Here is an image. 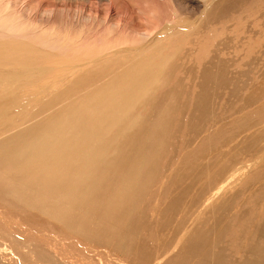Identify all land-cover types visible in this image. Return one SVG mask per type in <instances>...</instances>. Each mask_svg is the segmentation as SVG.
<instances>
[{
  "label": "rangeland",
  "instance_id": "374dc122",
  "mask_svg": "<svg viewBox=\"0 0 264 264\" xmlns=\"http://www.w3.org/2000/svg\"><path fill=\"white\" fill-rule=\"evenodd\" d=\"M83 1L0 0V45L18 61L13 58L1 67V103L9 119L0 121V137L30 123L40 107V119L58 118L59 107L48 109L51 104H70L76 113L82 95L85 100L114 75H124L135 83L130 92L119 85L120 113L128 127L134 121L148 124L149 131L135 128L130 137L148 157L149 167L107 179L112 210L128 195L126 217L113 221L107 197L101 198L97 210L91 209L98 222L95 231L100 230L96 242L74 236L38 208L22 207L0 192V237L6 240L2 261L32 264L33 250H48L41 245L44 237L57 252L53 264H144V257L145 264L158 258L165 264L170 257L184 256V242L195 230L207 235V246L224 264H240L248 258L256 228L264 229V0ZM44 9L50 13L41 15ZM116 50L120 52L113 54ZM139 59L154 63L146 72L123 71ZM29 71L40 76L32 78ZM12 72L25 73L22 78L30 76L31 82L20 83L13 97L8 94L16 86L9 82L17 77ZM82 76L91 80L75 93L72 88ZM110 88L108 95L114 91ZM100 99L99 108L108 112L109 104L117 112L112 99ZM152 128L159 129L156 137ZM98 134L102 145L90 153L104 164L127 140L103 121ZM60 142L61 131L45 154L59 149L52 166L83 172L86 156L75 154V143ZM20 144L31 156L45 152L31 141ZM0 173L3 184L6 173ZM254 242H261L258 251L264 255V236ZM185 256L184 264H195L199 257Z\"/></svg>",
  "mask_w": 264,
  "mask_h": 264
},
{
  "label": "bare ground",
  "instance_id": "6f19581e",
  "mask_svg": "<svg viewBox=\"0 0 264 264\" xmlns=\"http://www.w3.org/2000/svg\"><path fill=\"white\" fill-rule=\"evenodd\" d=\"M81 1L84 2L83 0ZM20 6H22V8L26 10V8L23 7V5ZM18 8L21 9V7L19 6ZM25 10L23 11L25 12ZM2 12L4 13V10ZM49 13L50 11L45 9L40 11L41 15H47ZM34 20H37V18ZM118 52L120 51L116 50L113 52V54ZM13 58H15V61L18 62L17 58L13 54H11L10 48L8 47L5 48L0 45V76H2L3 74L1 73L3 72L1 70V67L2 66L7 67L8 63H11V59ZM5 61L6 63H4ZM153 63L154 62L151 61V59H147V60L139 59V61L137 60L129 61V63L125 65L126 67L123 71L127 73L131 72L135 74H138L139 72H146L147 70L150 69V66L153 65ZM18 67L20 69H23L24 67L26 68V66L24 65H19ZM24 71L26 70L24 69ZM46 71H48V69H46ZM123 71L122 74H124ZM33 73L30 74L29 71L28 74L32 76ZM13 74L17 76V74H15L14 72H12V75ZM38 74L37 75L34 74L35 77L40 76ZM148 74L149 73H147L146 75ZM19 75L20 74H18L17 77L14 76L16 77V79H13L11 76H9L13 79V80H9L10 84L14 86L16 84V86L13 89L10 86L12 92L8 94H11V97L18 95L19 93L18 90H20L26 82L29 84L31 83L29 79L30 76L25 80L22 78L23 75L20 76ZM33 76L32 78H35ZM84 76L78 78L76 85L72 88L73 92H75L80 88H83L88 82V80H91V79H87L86 77L84 78ZM4 83L2 82V80H0V85L2 84L4 85ZM20 83H22V86L20 85ZM134 83L135 82H133L131 78H128L124 75L118 77L114 75L113 79L110 80L108 84L98 87L95 91L92 89L93 91L91 92H93V94L87 95L88 97L87 99L84 100L85 97L84 95H82L83 102L80 104L79 110L76 113H72L70 111V104H63L60 106L58 104H51L49 105V107L48 106L46 107H48V109L50 108L54 109V107L56 106L59 107V110H57L58 118L52 121L48 119L38 118L40 117L38 113L42 111V108L40 107L39 111L33 112L32 121L30 123H28L23 127L18 128L17 131L11 134L9 133L6 134L7 135V136L5 135L6 137L4 136H2V138L0 137V170H4L6 173V180L4 179L5 182L3 184L0 183V192L3 191L4 195L6 194L10 195L16 202L21 204L22 207L32 206L35 209L38 208L37 209L38 211L45 213L48 216V218H50L55 223L59 224L62 228H65L64 230L73 234L74 236L83 237V239L86 240L90 239L93 242L98 241L100 239L99 237L100 230L98 229V231H95L98 222L92 215L91 209L96 208L97 210L100 199L104 197H107V204L110 208V202L113 200V195L112 194L108 195V192H106V190L109 188V185L107 184V179L111 178V180H114V178L117 176L126 173H138L142 169H148L149 167L148 157H144V152L142 148L138 145L136 140L130 137L131 131L135 128H140L142 132L145 130L149 131L148 124L143 123L139 126V123L134 121V123L130 122L131 123L129 125L130 127H128L125 125V119H124L125 117L123 118L122 114L120 113V111L122 110L120 109V107L123 106V102L118 101V97H119L118 92H120L118 90V87L120 84H125V90L130 92L131 90H133ZM115 85L117 86L116 89H115ZM110 87H112L114 91L108 95L107 93L108 91H110L109 90ZM136 87H138V83ZM2 96L3 94L0 95V114H1L0 121L6 120L8 118V115L6 113V108H3V104L1 103ZM102 96H106L108 99H112L114 101L117 109V112L115 114L114 111L110 109L109 104H107V106L109 107L108 112L104 108H99V104L101 101L100 97ZM101 121L106 122L108 126L111 128H116V130L119 133H122V137L125 136L127 141H125L123 145H120L118 143L119 147L117 149L115 148L116 149L115 153L113 154V157L110 160L104 162V164H97L96 159L92 160L90 149L102 145V142L100 140V135L98 134V128ZM165 126L166 123L164 122L163 128H165ZM59 131L62 132V142H60L61 145L65 146L75 143L76 145L75 154L77 156H86L87 161L84 162L86 168L84 169L83 172L79 167H77L78 170L77 174H73L70 170L66 168H64L65 171H61L60 168L53 167L52 165L58 161L56 153L59 151V149H55L52 155L50 154L45 155L50 152L51 148L55 144ZM158 132H159L158 128H152L151 129L152 137H156L158 135ZM29 141L32 142L35 148L42 147L41 148L42 151L43 148H45V152L43 153V155L34 153V155L32 154L31 156L28 150L26 151L24 149H21L23 145H21L20 143H26ZM122 148H124L123 155L121 154ZM43 158L46 159L41 160ZM98 158L102 159V156H99ZM133 160H135L136 162L139 161L140 164L135 165L136 162L133 163ZM42 161H45V165L43 167H41ZM93 164H96L94 174H93V169H94ZM58 172H62L57 178L58 180H60L59 181L60 184H55L53 180L55 177L58 176ZM89 177L90 179L87 180ZM220 188L221 186L219 187V189ZM221 191L222 190H220V192ZM127 196L119 203L118 209L112 210L110 208L111 210L110 216L113 221L119 222L126 217V213L123 210V205L126 203ZM263 233H264V229L262 226L256 228L254 234L255 239L253 238L255 240L254 243L260 241L261 237L264 236ZM2 240L3 242H6L5 239L0 237V251L4 247H6L5 245H3ZM254 240H252L247 247L248 258H245L240 264H264V255L262 256L259 255L260 248L258 244H260L261 242H259L258 244H252ZM38 241L39 240H37V242ZM119 241H120L119 239L116 240V242ZM207 242H208L207 235L204 236L203 232L202 235H200L198 232L194 230L185 240L184 246L182 247V251H184L185 253V254L183 253L184 256L182 257L181 254L178 255L176 254L177 255L176 257L172 259L170 257V259L166 261L165 264H173L176 262V260H179V264H184L186 254H187V258L191 257L192 255H197L196 257L199 256L197 258V262L195 263L194 261L195 264H224L219 254L218 253L215 254V252L212 250L213 248L210 249L207 246ZM42 244L43 247L47 248L48 250L47 251L45 250L46 254L36 251L35 253L37 255L34 253L33 250L31 253L32 256H30L32 257V262H33L32 264H53L54 258L52 256V253H57L53 251L54 246L51 244V242L48 241V239H45L44 237L42 238L41 241V245ZM210 246L214 247V244L211 243ZM49 249H52L50 251L51 255H47ZM2 253L3 252L0 253V264H5L2 261L3 259H5L2 256ZM255 256H259V258L257 260H250ZM196 257L192 256L191 258H196ZM159 259L160 258L156 259V261ZM156 261L153 264H162V261L159 260L161 263ZM146 262H148V259L144 257V264ZM83 264H94V263H91L90 261Z\"/></svg>",
  "mask_w": 264,
  "mask_h": 264
}]
</instances>
